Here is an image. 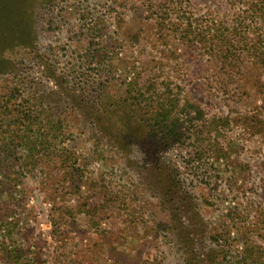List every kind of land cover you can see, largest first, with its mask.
<instances>
[{
    "label": "rangeland",
    "instance_id": "1",
    "mask_svg": "<svg viewBox=\"0 0 264 264\" xmlns=\"http://www.w3.org/2000/svg\"><path fill=\"white\" fill-rule=\"evenodd\" d=\"M5 1L0 264H264V0Z\"/></svg>",
    "mask_w": 264,
    "mask_h": 264
},
{
    "label": "trees",
    "instance_id": "2",
    "mask_svg": "<svg viewBox=\"0 0 264 264\" xmlns=\"http://www.w3.org/2000/svg\"><path fill=\"white\" fill-rule=\"evenodd\" d=\"M7 9L11 10L14 12V14H17L16 11L14 10L13 8V2L12 1H5L3 3H1L0 5V10H5L6 12H9ZM17 9H20V7H17ZM21 12V10H19V13ZM229 39V38H228ZM235 40H233L235 43L237 42L238 44L239 43H242L244 42L245 38L242 36L240 39V41H237V39L234 37ZM236 43V44H237ZM225 45H229L228 43V40L225 39Z\"/></svg>",
    "mask_w": 264,
    "mask_h": 264
}]
</instances>
